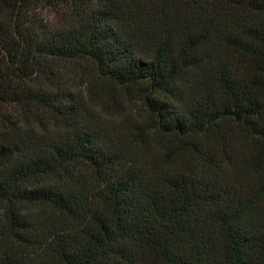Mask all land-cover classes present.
Returning a JSON list of instances; mask_svg holds the SVG:
<instances>
[{
	"label": "trees",
	"instance_id": "obj_1",
	"mask_svg": "<svg viewBox=\"0 0 264 264\" xmlns=\"http://www.w3.org/2000/svg\"><path fill=\"white\" fill-rule=\"evenodd\" d=\"M0 264H264V0H0Z\"/></svg>",
	"mask_w": 264,
	"mask_h": 264
}]
</instances>
